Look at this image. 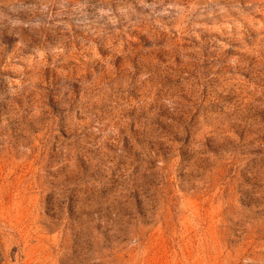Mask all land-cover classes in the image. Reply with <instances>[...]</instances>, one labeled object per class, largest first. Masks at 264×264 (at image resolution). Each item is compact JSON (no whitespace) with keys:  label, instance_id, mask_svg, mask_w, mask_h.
I'll list each match as a JSON object with an SVG mask.
<instances>
[{"label":"rangeland","instance_id":"obj_1","mask_svg":"<svg viewBox=\"0 0 264 264\" xmlns=\"http://www.w3.org/2000/svg\"><path fill=\"white\" fill-rule=\"evenodd\" d=\"M0 264H264V0H0Z\"/></svg>","mask_w":264,"mask_h":264}]
</instances>
